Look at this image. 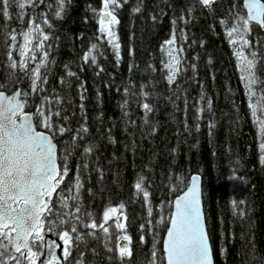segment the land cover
Returning <instances> with one entry per match:
<instances>
[{
	"label": "trees",
	"instance_id": "obj_1",
	"mask_svg": "<svg viewBox=\"0 0 264 264\" xmlns=\"http://www.w3.org/2000/svg\"><path fill=\"white\" fill-rule=\"evenodd\" d=\"M234 2L242 0H216L210 8L203 7L198 0H127L115 13L120 21L115 26L119 61L106 35L98 32V16L89 9L91 6L101 10L102 0H72L62 20L56 19L46 6L51 4L54 9L55 0H46V4L34 10L26 8L23 24L17 19L19 10L14 7L10 8L11 20L0 16V79L10 71L7 53L12 51L14 59L18 56L5 33L15 29L18 36L38 14L47 15L53 25L51 29L42 25L50 39L45 42L49 53L48 83L40 96L59 95L62 98L59 107L68 117L67 121L53 117L69 129L54 141L58 157H63L66 143L81 125L86 124L89 129L82 140L76 141L80 146L71 151L66 161L58 159V164L66 163L69 169L61 185L64 193L67 195L78 174L83 182L82 211L92 213V217H85V223L92 219L101 222L106 207H117L120 203L125 204L123 211L131 221L127 234L132 237V260L119 259V230L109 221L113 225L109 241L113 252L106 250L104 234L97 230L99 239L86 236L84 241L77 242L84 251L85 264H133L137 259L146 260L153 243L162 251L163 226L154 228L159 233L154 240L145 223L142 197L135 193L134 183L141 174L146 177L145 186L151 194L154 220L159 218L161 203L173 199L169 188L176 177L183 175L187 180L192 174L200 175L214 264H242L241 251L246 243L249 248L254 244L256 254L264 257V165L259 161L258 138L249 116L247 96L227 42V27L220 23L221 19L227 21L228 27L236 23L230 18ZM136 7L140 11H133ZM173 34L175 47H182L183 52L178 53L181 72L175 83L169 85L164 68L168 56L163 49ZM248 40L264 61V29L257 27ZM93 43L97 44L93 53L97 64L104 69L99 75L97 65L82 59ZM68 71L76 76H67ZM17 75L23 74L17 70ZM256 75L264 80L260 63L256 65ZM61 79L67 83L62 84ZM28 84L24 79L19 86L27 89ZM142 85L143 91L150 94L146 101L140 95ZM40 96L29 97L30 105L39 104ZM125 100L127 105L122 107ZM208 100L212 102L211 110ZM144 102L153 106L147 125L143 123ZM198 109L203 111L198 113ZM210 123L215 127L210 128ZM153 126L155 133L150 134ZM87 145H93L94 150L85 156L83 147ZM230 174L236 179H230ZM169 175L171 181L167 179ZM73 204L70 200L69 210H73ZM141 223H145L143 244ZM77 227L81 233L90 231L79 224ZM73 255H78L75 244Z\"/></svg>",
	"mask_w": 264,
	"mask_h": 264
},
{
	"label": "snow or ice",
	"instance_id": "obj_2",
	"mask_svg": "<svg viewBox=\"0 0 264 264\" xmlns=\"http://www.w3.org/2000/svg\"><path fill=\"white\" fill-rule=\"evenodd\" d=\"M199 4L210 8L215 0H198ZM72 0H55V8L51 4H46V0H0V16L6 20H11L10 8L18 9L17 19L21 24L24 23L25 9H35L41 4H46L47 8L52 9V15L56 19H63ZM101 10L89 6V9L98 16V32L106 35L108 43L115 50L117 61L120 59V44L115 32V26L120 23L117 18L116 10L122 7L127 0H102ZM133 11H140L139 7ZM230 18L236 21L230 27L227 21L221 19L220 23L227 27V35L232 45L240 42L239 50L236 52L238 59L243 58L246 67L242 69L241 79L245 82L249 100L255 93L253 85L260 83V79L255 75L257 63L261 64L264 70V61L258 58L255 51L250 52V58L244 56L243 49L250 45L246 38L258 27L264 29V0H242V3L234 2L230 10ZM155 19V17H153ZM87 22V18H85ZM53 27L47 15L38 14L28 22L27 30L23 28L19 35L23 42L17 44V32L12 29L10 36L11 47L19 52V61L13 58L12 51L7 53L10 71L0 79V264H85L84 251L79 243L85 240L86 236L99 239L97 230L104 234V247L111 253L113 248L109 246L111 240L110 228L113 226L109 221H113L116 229L119 230L117 238L127 243L117 244L118 256L121 261L125 258L132 260L133 252L130 247L132 237L127 234V226L131 223L129 217L124 213L125 204L120 203L117 207L109 205L103 211L101 222L92 219L90 223H85V217H92V213L82 211L80 203V191L83 182L79 175L75 177L74 184L68 187V192L74 195H64L65 189L61 188L65 177L68 176L69 169L67 164H58V159L67 160L71 151L80 145L76 141L82 140L83 134L88 133L86 124L81 125L66 143L63 157L57 155V144L54 142L57 135L63 136L69 129L54 120L53 117L67 121L68 117L63 115V109L59 107L62 98L56 95L54 98L49 95L40 96L45 92L44 85L48 83L47 66L48 51L45 42L50 39L44 27ZM236 37L233 39V37ZM58 39V37H57ZM175 34L165 42L167 47L164 51L168 60L164 63L167 69L166 79L169 85L175 83L177 76L181 72V60L178 53L183 52V48H176ZM47 47H51L48 45ZM41 50L42 56L37 61L36 51ZM97 44L93 43L91 48L82 57L85 63L97 64V57L94 51ZM30 62H35V67H29ZM67 67V66H65ZM195 71V65H192ZM44 69V71H42ZM17 70L22 76L17 75ZM104 69L99 67V71ZM67 76H76L75 72L68 71ZM24 79L29 81L27 89L19 85ZM62 84L67 81L61 79ZM83 89V84L80 85ZM142 91L140 95L145 101L150 95ZM125 96L128 95V88L124 89ZM40 96V103L30 105L29 97ZM81 100L85 99L83 91L80 93ZM203 99V97H202ZM125 100L122 107H126ZM34 107V111L31 108ZM212 102L208 100V109L211 110ZM251 116L258 127L260 142L258 145L259 161L264 165V113L257 115L256 107L249 103ZM83 110L84 105H80ZM145 116L143 123L147 125L148 115L153 112V106L142 103ZM25 109H30L25 111ZM203 109H198V113ZM127 115V113H125ZM199 119V115L197 116ZM134 123V122H132ZM215 127L214 124L209 125ZM38 128L44 131H38ZM199 130V125H196ZM155 133L153 126L152 132ZM115 142L114 140L112 141ZM94 146L83 147V155L88 156L93 153ZM175 151V149H173ZM238 163V161H237ZM83 167L87 168V164ZM169 181L173 178L167 177ZM230 179H236L230 174ZM146 177L138 175L134 183L137 196H141L143 206L146 210V224L148 231L153 233V238L159 235L154 232L156 226H163L162 230L166 233L163 239L162 251L156 248L153 243L150 257L137 259L133 264H213V253L209 243V236L205 226L204 213L201 202V177L191 175L185 180L183 175L176 177L175 184L170 186L169 191L173 194V199L163 201L160 205L161 211L157 214L158 219H153L154 209L150 200V192L145 186ZM59 189V191H58ZM91 192V189H89ZM56 200L53 201V196ZM73 201L69 210V201ZM243 203V201H241ZM235 205V202H233ZM57 205L59 207H57ZM115 219L113 220V216ZM244 215L243 211L240 213ZM52 219H49V218ZM125 222H128L127 224ZM145 223L139 225L141 231L140 243L143 244ZM82 225L89 229L87 233H81L77 225ZM59 229V231H55ZM47 233H54L62 242V256H57L56 249L61 248V243L56 240L46 239ZM75 234V235H73ZM78 255H73V246ZM95 252V250H93ZM222 254L226 248L221 250ZM242 264H264V257H259L255 251V245L251 248L246 243L241 251ZM72 257L70 261L69 258ZM111 260L112 257H109Z\"/></svg>",
	"mask_w": 264,
	"mask_h": 264
},
{
	"label": "rangeland",
	"instance_id": "obj_3",
	"mask_svg": "<svg viewBox=\"0 0 264 264\" xmlns=\"http://www.w3.org/2000/svg\"><path fill=\"white\" fill-rule=\"evenodd\" d=\"M226 38H227V42H228L231 54L233 56L234 67H235L236 73L238 75V78L240 79L241 85L244 88V92H245V94L247 96V108H248L249 116H250V119L252 121L253 128H254V131H255V133L257 135L258 144H259L260 137H259V134H258V127H257L256 123L254 122L252 116H251V109L249 107V103H252L256 107L257 115H261L262 113H264V86H262V82L264 80H262L261 77H259V79H261L262 81L260 80L261 81L260 83H257L255 85H253V92L255 93V95L252 96L251 101H250L249 97L247 95L245 82H244V80L241 79V76L244 74L242 69L244 67H246V64L244 63L243 58L238 59L237 56H236V52L239 50L240 42L238 41L237 45L230 44V42H229L230 38L228 37L227 32H226ZM235 38L236 37L234 36L233 39H235ZM246 38L248 39V35H247ZM22 42H23L22 36L18 35L17 36V44L19 45ZM252 51H254V48L250 44L248 47H245L243 49L244 56H248L250 58V52H252ZM17 54H18V56L16 55V57H17L16 60L19 61L20 57H19V52L18 51H17ZM36 55H37V61H38L40 59V57L42 56V51L41 50H37L36 51ZM178 56H179V54H178ZM179 58H180V56H179ZM29 64H30L31 67H35V62H30ZM255 75H256V72H255ZM74 194H75V191H72V193L67 192V195H74ZM64 195L67 196L65 193H64ZM55 200H56V196H54V198H53V201H55ZM118 214L119 213L114 214L113 220L115 219V215H118ZM53 237H57V236L53 235ZM119 243H120V245H123L124 243H127V242L126 241H120Z\"/></svg>",
	"mask_w": 264,
	"mask_h": 264
},
{
	"label": "water",
	"instance_id": "obj_4",
	"mask_svg": "<svg viewBox=\"0 0 264 264\" xmlns=\"http://www.w3.org/2000/svg\"><path fill=\"white\" fill-rule=\"evenodd\" d=\"M216 1V0H215ZM203 6V5H202ZM204 7V6H203ZM38 131H40V130H38ZM192 175H197V174H192ZM200 188H201V184H200ZM55 196V195H54ZM54 196H53V198H54ZM201 202H202V194H201ZM202 210H203V204H202ZM203 213H204V211H203ZM204 220H205V218H204ZM205 226H206V223H205ZM206 230H207V228H206ZM165 235H166V233L164 234V236H163V239L165 238ZM52 238V234L51 233H47L46 234V239H51ZM54 240H56L57 241V243H61L60 241H59V239H57V238H55ZM163 241V240H162ZM209 243H210V241H209ZM211 246V245H210ZM62 247H63V245H62V243H61V248H58V249H56V254H57V256H61V249H62ZM162 248H163V243H162ZM213 264H214V259H213Z\"/></svg>",
	"mask_w": 264,
	"mask_h": 264
},
{
	"label": "flooded vegetation",
	"instance_id": "obj_5",
	"mask_svg": "<svg viewBox=\"0 0 264 264\" xmlns=\"http://www.w3.org/2000/svg\"><path fill=\"white\" fill-rule=\"evenodd\" d=\"M255 72H256V70H255ZM54 238H56V237H53V235H52V238L50 240H54ZM60 253H61V256H62V249H61V252Z\"/></svg>",
	"mask_w": 264,
	"mask_h": 264
}]
</instances>
